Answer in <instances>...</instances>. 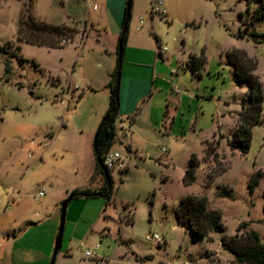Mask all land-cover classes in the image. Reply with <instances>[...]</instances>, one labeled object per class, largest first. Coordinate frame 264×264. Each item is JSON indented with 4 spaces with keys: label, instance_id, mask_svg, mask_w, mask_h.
<instances>
[{
    "label": "rangeland",
    "instance_id": "374dc122",
    "mask_svg": "<svg viewBox=\"0 0 264 264\" xmlns=\"http://www.w3.org/2000/svg\"><path fill=\"white\" fill-rule=\"evenodd\" d=\"M24 2L38 18L76 26L79 33L63 47L22 42L17 50ZM127 4L0 0L1 49L19 55H0V231L25 230L28 221L62 207L74 187H97L99 176L91 181L89 175L94 139L109 105L107 70L117 63L109 53L124 28ZM247 7L246 0L132 1L121 78L135 70L150 77L152 107L145 106L136 133L127 131L111 148L121 154L112 168V200L79 195L67 204L54 264H240L223 247V235L245 238L254 229L264 240V176L254 192L248 186L257 171L264 173V122L254 125L246 154L228 144L249 87L239 84L227 53L245 50L257 61L264 86V37L252 34L264 32V20L246 30L255 4ZM158 39L167 47L162 57ZM202 54L203 68L193 73L187 61ZM169 106H179L175 119ZM208 145L215 153H207ZM193 154L197 179L187 185L183 177ZM219 186L233 197L220 195ZM204 194L209 208L221 210L225 226L211 231L212 239L194 238L175 215L182 198ZM61 221L62 215L57 234ZM53 226L45 223L18 244L15 264H51L57 235L47 258L42 251ZM154 234L158 238H149Z\"/></svg>",
    "mask_w": 264,
    "mask_h": 264
},
{
    "label": "trees",
    "instance_id": "16d2710c",
    "mask_svg": "<svg viewBox=\"0 0 264 264\" xmlns=\"http://www.w3.org/2000/svg\"><path fill=\"white\" fill-rule=\"evenodd\" d=\"M130 0H128L129 3ZM132 1L127 4L125 9L124 28L119 35L116 56L117 63L114 70L110 73V80L107 87L110 90L109 105L103 115L102 122L96 132L94 139V156H95V171L91 177L100 176L102 183L95 189L91 188H75L70 195L63 201L67 204L76 196H103L107 202L111 201L115 192V180L112 169L105 164V154L110 151L116 140L117 125L116 120L120 112V79L123 56L127 47L129 37V23L131 20ZM248 3V11L251 9V4H255L254 9L247 21L246 30L250 26H254L257 22L264 20V0H246ZM243 13H240V18ZM79 29L76 26L67 23L54 24L42 20L31 12V4L23 3L19 28L17 31L16 49L20 50V43L27 42L48 47H63L73 41ZM255 36L264 37V32L258 33L252 31ZM242 36V35H241ZM9 54L5 49H1L0 55ZM228 60L234 67V74L241 85H247L249 90L243 95L241 105L242 109L238 115V124L231 138L228 139L230 148L240 150L246 154L251 145L253 136V127L258 123L264 122L263 101H264V86L260 77L255 73L257 61L250 58L247 52L243 49L235 48L228 53ZM12 58H18L17 53L9 54ZM122 56V59L119 57ZM205 62V56H192L189 64L194 71H199ZM12 70L11 60L5 62V72L10 73ZM2 117H0V121ZM212 149L208 145L207 153ZM215 153L214 151H211ZM199 162L196 154H193L190 164L184 174V182L187 185L193 184L196 179V170ZM128 167L124 171H127ZM264 173L259 170L249 180L248 186L250 192H254ZM232 190L227 191L222 186L218 187V193L222 196H232ZM62 203V204H63ZM207 195L201 197L197 195H189L182 198L179 205L175 208V215L178 221L186 224L193 232L194 238L197 239H212L211 231H223L225 229L222 221V212L219 209L209 208ZM133 222V218L132 221ZM58 237V236H57ZM225 249L232 252L240 264H264V240L261 234L254 229H250L246 237H240L237 234L223 235L221 239ZM60 250V245L55 246L51 264H54L55 257Z\"/></svg>",
    "mask_w": 264,
    "mask_h": 264
},
{
    "label": "crops",
    "instance_id": "0c3cea01",
    "mask_svg": "<svg viewBox=\"0 0 264 264\" xmlns=\"http://www.w3.org/2000/svg\"><path fill=\"white\" fill-rule=\"evenodd\" d=\"M157 42H158V55L162 57L161 51H166L167 47L162 46L159 42V39L157 40ZM140 50H141V48H140ZM115 51H116V48L113 52H110L109 55L112 58H113V56H115V59L117 60V56H116ZM158 62L159 61L156 58L155 64H157ZM115 65L116 64H111L110 68L107 70V81L110 80L109 79V78H111L110 73L114 70ZM187 66L189 68H191L189 61H187ZM134 72H137V74H134ZM196 72L197 71H193V73H196ZM138 73L139 72L136 70L133 71L132 74H130L129 72L125 73V74L123 73V76L120 79V112H119V117L116 120V125H117V131L116 132H117V134H116L115 142L125 141L123 136H126L127 131H130L131 137H132L133 134L136 133L137 128H139L137 126L136 122L139 119V117L141 116V113L144 111L145 106L148 105L149 108L152 107V103H153L154 98L153 99L151 98L153 96V93H152V91L150 92V89L153 85V80L150 77H144V76L139 75ZM154 81H155V79H154ZM178 107L179 106H169L170 111L173 115V119H175V116L178 113ZM171 113L169 112V114L167 116V119H168L167 122L170 119ZM119 121H120V124L118 123ZM237 124H238V119H237ZM119 125L121 126L122 131H123L122 136H119V134H118ZM131 139L132 138H130V141H131ZM115 142L112 145V147L115 146ZM128 148L131 151L132 146L128 145ZM110 151H111V149H110ZM94 171H95V164H94V167L89 174L91 181H94L91 179ZM112 172H113V169H112ZM95 182H98L97 187H99L102 183L101 177L99 176L95 180ZM75 188H78V187L72 188L71 191ZM69 191L70 190L67 189L66 193H69ZM43 195H45V193ZM61 215H62V207L58 206L54 210V212L51 213L50 215L43 217V218H40L38 220L28 221L27 225H25V227H24L25 230H23L22 227H19L18 229L11 228L8 231H0V234H1V237H0V264H15V260H16L15 259V248H16V246L18 244H20L21 242H24L25 240H27V236L29 235V233H31L35 229L43 226L45 223L50 222L52 225H54L53 226L54 228H52V230L47 233V235H46L47 246L43 247V251L41 250L46 255V258H47L50 251L54 248L56 235L58 236L57 228H55V227H56L57 223L59 222ZM42 238H44V237H42ZM39 239H40V237H39ZM87 257H93V256H87Z\"/></svg>",
    "mask_w": 264,
    "mask_h": 264
},
{
    "label": "built area",
    "instance_id": "2783aa9c",
    "mask_svg": "<svg viewBox=\"0 0 264 264\" xmlns=\"http://www.w3.org/2000/svg\"><path fill=\"white\" fill-rule=\"evenodd\" d=\"M159 6L160 8L163 6V2L159 1ZM166 9L164 7H162V12L165 13ZM120 158H121V154L119 152H114L112 153L111 151L107 152L105 154V164L109 167V168H113L117 163L120 162ZM44 194V191L41 190L39 192V195L42 196ZM149 238H158L157 234H154L153 237H149ZM85 256H93V253L90 250H86L85 251Z\"/></svg>",
    "mask_w": 264,
    "mask_h": 264
},
{
    "label": "water",
    "instance_id": "95a60500",
    "mask_svg": "<svg viewBox=\"0 0 264 264\" xmlns=\"http://www.w3.org/2000/svg\"><path fill=\"white\" fill-rule=\"evenodd\" d=\"M131 0L129 1L128 4H130ZM119 59H122V56L119 57ZM66 206H67V202H64L62 204V221H61V225H60V231L58 233V238L56 241V246H59L61 243V239H62V231H63V223H64V216H65V210H66Z\"/></svg>",
    "mask_w": 264,
    "mask_h": 264
}]
</instances>
